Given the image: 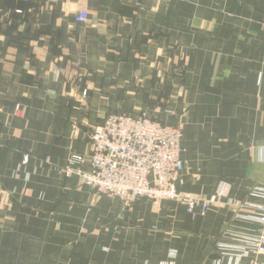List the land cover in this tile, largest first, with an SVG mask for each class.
Wrapping results in <instances>:
<instances>
[{
    "label": "crops",
    "instance_id": "obj_1",
    "mask_svg": "<svg viewBox=\"0 0 264 264\" xmlns=\"http://www.w3.org/2000/svg\"><path fill=\"white\" fill-rule=\"evenodd\" d=\"M75 72L86 73L79 85ZM120 113L183 125L176 190L208 197L224 181L228 198L193 218L171 201L124 212L96 196L73 172L89 171V135ZM72 154L83 161L66 176ZM254 186H264V0H0V264H235L216 245L246 227L229 200L264 203Z\"/></svg>",
    "mask_w": 264,
    "mask_h": 264
},
{
    "label": "built area",
    "instance_id": "obj_2",
    "mask_svg": "<svg viewBox=\"0 0 264 264\" xmlns=\"http://www.w3.org/2000/svg\"><path fill=\"white\" fill-rule=\"evenodd\" d=\"M75 20L86 23L87 12L80 10ZM74 129L73 126L75 135ZM181 139L180 128L163 125L143 114L108 116L89 136V171L76 170L73 173L96 196L118 199L123 210L131 208L140 198L155 203L166 199L183 206L185 212L194 218L205 214L210 206L223 203L228 198L229 186L219 182L210 197L177 191L175 183L184 169ZM82 161L83 156L72 154L68 164ZM64 173L69 176L71 168L67 166ZM249 195L264 200V187H253ZM228 205L235 211L233 220L246 227L229 230L225 234L228 241L217 243V253L233 258L235 264H242V259H249L247 264H261L258 260L264 256V203L229 200Z\"/></svg>",
    "mask_w": 264,
    "mask_h": 264
},
{
    "label": "rangeland",
    "instance_id": "obj_3",
    "mask_svg": "<svg viewBox=\"0 0 264 264\" xmlns=\"http://www.w3.org/2000/svg\"><path fill=\"white\" fill-rule=\"evenodd\" d=\"M241 23L243 24V27H244V23H245V21L243 22V21H241ZM239 38H242V37H239ZM235 42L236 43H239L237 40H235ZM183 38H176V43L175 44H171L170 46H169V49H170V52L171 53H173V55L175 56V60H174V69H175V78H178V81H181V80H183L184 79V77H185V73H187V64H188V58H187V56L185 55V53H184V51H180V47H178V45H180L181 47H183ZM170 52H169V54H170ZM215 57L217 56V58L218 59H220L222 56H223V54L222 53H220V52H215ZM226 55H228V54H226ZM225 59V58H224ZM76 73V72H75ZM85 76H86V73L84 72L83 74H80L79 72L78 73H76V77L74 78V79H72V83H73V85H79V84H81L82 83V81H83V78H85ZM181 87L182 86H179V90H178V97L176 98V99H178V100H176L175 102L176 103H178V104H180V103H184V100H183V92L181 91ZM87 89L86 88H83L82 90H81V92H80V99L81 100H83L84 98H86V96H87ZM79 99V100H80ZM78 100V102H80ZM188 104H187V106H186V109L188 108ZM184 111V110H183ZM187 111V110H186ZM185 113V112H184ZM120 114H129V115H133V114H130V113H120ZM120 114H113V115H120ZM113 115H108V116H113ZM136 115H141V114H136ZM136 115H134V116H136ZM143 115H145V114H143ZM108 116H106L105 118H107ZM146 116V115H145ZM147 118H149L148 116H146ZM105 118L103 119V122H104V120H105ZM151 119V118H150ZM152 120V119H151ZM103 122H101L100 123V125H98V126H101L102 124H103ZM73 126L75 127V129L74 130H76L75 131V133L77 134V131H78V122L76 123V121L72 124V131H73ZM180 127H178V128H180V130L181 131H183V125H179ZM97 127V126H96ZM90 136V135H89ZM25 158H26V160H27V156L25 155V157H24V159H23V163H26V161H25ZM67 166H69V167H71L72 165H69V164H67L66 165V167ZM65 167V168H66ZM71 170H72V168H71ZM222 182H224V181H222ZM225 183H227V182H225ZM227 185H228V183H227ZM229 186V185H228ZM255 187V186H254ZM260 187H264V186H260ZM229 190H230V186H229ZM213 195V194H212ZM211 195V196H212ZM208 197H210V196H208ZM140 199H146V198H140ZM118 200V199H117ZM147 200H149V199H147ZM154 206H159V204L160 203H162V202H164V201H168V200H166V199H162L159 203H155V202H153V201H151V200H149ZM171 202H173V201H171ZM120 203V202H119ZM174 203H176V202H174ZM134 204V203H133ZM132 204V205H133ZM132 207V206H131ZM120 208H121V210L122 211H126L127 212V210H130V208L129 209H125V210H123L122 209V207H121V204H120Z\"/></svg>",
    "mask_w": 264,
    "mask_h": 264
}]
</instances>
